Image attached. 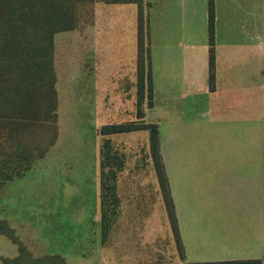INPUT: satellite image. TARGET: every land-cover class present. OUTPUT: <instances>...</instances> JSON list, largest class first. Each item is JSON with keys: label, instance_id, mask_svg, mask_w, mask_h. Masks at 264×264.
I'll return each mask as SVG.
<instances>
[{"label": "rangeland", "instance_id": "obj_1", "mask_svg": "<svg viewBox=\"0 0 264 264\" xmlns=\"http://www.w3.org/2000/svg\"><path fill=\"white\" fill-rule=\"evenodd\" d=\"M88 4L79 7L76 28L58 31L54 34V66L56 74L54 86L57 98L55 109L56 137L41 156L35 157L30 162L29 166L35 161L40 166L38 170L31 169L22 178L24 184L28 185L26 195L17 196V201L8 203L7 209L10 208L13 210L12 212L16 213V216H21L19 217L20 223H15L18 219L12 217L9 225L13 227L21 245L33 257L43 256L46 254L45 252H59L63 256L64 264H150L156 262H176L179 264L177 262L179 260L178 254H176L177 250L175 251L167 218L163 214L164 209L160 201L158 205L154 203L153 207V209H156L155 211H158L156 218L153 219L154 225L151 226L158 233V239L155 242H153L154 239L150 238L151 236H148L149 234L143 231L137 233V220L139 219H137V213L133 216L131 214L132 210H130L131 206H135V208L131 209L137 210V201L124 204V212L118 218V224L108 234V236H111L109 244H101L99 235L97 234L98 237L94 235V248L90 251L82 249L78 251L79 255L74 256L70 255L71 248L74 245L72 243L61 244L60 242L63 238L68 237L69 234L64 236L57 232V229L59 231L63 229L60 232H65V229L72 230L77 228V224L81 219L57 218L53 216V213L58 210L61 213H69L74 208H77V204L81 202L79 199H83L80 209L85 211V208L89 205L88 201L92 198L91 185L93 186L90 180L94 176L88 165L96 159V148H99L103 137L109 138L112 150L115 149L116 153L119 154L118 157L123 160L122 166L125 163H129L128 166L135 169L139 163L149 162L152 164L148 151L147 131L145 129L105 135L99 133L98 130L101 123L90 121L89 119H94V117L92 114L89 115L88 108L93 110V106L96 105L91 97L92 89L89 87L90 83L97 82V84H103L104 88H107L103 91H96L103 97L107 104L106 106H108L107 108L110 110L108 121L104 123L127 120L137 122L139 119L145 122L157 123L159 148L163 159L167 150L166 120H176L177 115H180L179 111L182 110L180 109L182 107L177 106H181L183 103L187 105L186 101L189 97H202V94L195 89L187 90L182 88L184 84H182L181 75L174 73V66L172 65L175 62V58L168 59L165 56L167 50L159 48L157 49L159 56L154 57L151 61L152 68L157 70V74L155 80L156 89L151 91L150 105L145 92L138 105H136L137 94L132 84L135 78V56L132 57L133 53L128 50L131 44L132 46L135 45V5L134 3L95 1L92 3L90 16L89 6H86ZM114 16L121 19L119 25H114L110 29L111 27L107 25L102 28L103 24L98 23L96 24V29L104 30L103 34L108 38V29L112 32L117 30V36L121 35L122 43L126 47L125 50L101 52L98 53L99 58H93L92 61L91 59L80 57L84 56L85 53L78 52L77 56L79 57H76L74 52H71L69 47L82 42V39L74 38L77 31L93 28L89 24L90 17L93 20H103ZM108 42L110 44L113 41L108 40ZM88 60L92 64L94 60V74L91 71H86V69L89 70L91 68ZM167 62L171 64L169 68H167ZM91 73L95 76H93V79H91ZM94 78L95 81H93ZM181 91H183V95H180ZM87 98L90 101H94L92 106H87ZM185 109L188 110V107L186 106ZM194 111H196V107ZM139 113L142 115L138 116L140 115ZM254 115V135L252 137L242 134L236 135L230 131H222L221 135L218 136L215 135L216 131L214 130L212 133L213 137L211 134L205 136V143H202V145L219 148H224L225 146L230 148H253L255 150L253 155L254 162L261 163L260 151L264 149V107L255 105ZM177 124L180 128L178 137L181 138L179 146L184 140V142L189 143L186 145L189 147L194 141L188 137L186 129L182 132L183 128H186L189 123L185 125L176 123V126ZM92 147L94 148L93 153ZM249 157L250 155L247 153L244 159L241 154H232L230 159H227L224 155L220 163L203 166L200 171L202 178L199 179L200 183L203 182L202 185L186 188L182 186V170L177 168L176 159L172 161L175 169L171 173V177L176 176V179H172L175 186L173 193L181 233L186 244V261L234 258L233 256H236V248L233 245L236 243L237 238L247 247V237L252 233L251 231L261 227V225L264 226V183L259 182L256 177L251 183L245 177L246 170L237 167L239 164L249 161ZM98 160L99 158H97ZM62 162L71 165V169L63 171L68 173V178H71L69 183H64L61 178L57 180L55 176L57 173L56 165L58 163L63 164ZM59 172H62V170ZM194 172L196 174L199 173L198 170ZM254 172L257 175L258 170L255 169ZM32 173L38 174L41 178L40 187L46 191L42 196L33 191L35 189H33L31 181ZM82 175L89 179L80 180ZM22 180L16 183H20ZM56 182L57 185L62 184L63 190L72 188L77 191L71 195V200L66 204L65 210L63 208L65 205L60 204L61 208H63L61 210L55 201V198H59V196L51 195L55 193ZM120 183L121 193L123 195L129 193L130 190L127 183L124 180ZM33 185H35V182ZM84 186L88 189V193H85V196L80 194L81 191L83 192L82 188ZM132 186V193L137 196V179L133 180ZM60 191L58 190V192ZM153 191L155 193L154 188L149 187L141 189L139 194L148 195L152 194ZM6 195L5 189L0 192L1 212L6 209L7 200H4ZM86 202L87 205L85 204ZM106 208L107 223L108 227H110L115 220L112 211L117 209V206L114 209L111 206ZM75 214L84 215L85 213L75 212ZM112 217L113 219L111 220ZM94 223H96L93 226L94 230L96 229L97 232L98 229L99 232L100 212ZM141 234H144L143 237L145 239L149 238L151 240L139 242L137 238ZM104 236L107 238V233ZM238 244L240 243L238 242ZM81 246L83 248L86 247V245ZM17 252V244L5 235L0 234V257H12Z\"/></svg>", "mask_w": 264, "mask_h": 264}, {"label": "crops", "instance_id": "obj_2", "mask_svg": "<svg viewBox=\"0 0 264 264\" xmlns=\"http://www.w3.org/2000/svg\"><path fill=\"white\" fill-rule=\"evenodd\" d=\"M95 1L98 0H94L86 5L89 6L90 16L92 3ZM208 1L209 0H142L141 2L145 26V41H147L149 47L151 91L156 89L155 80L157 74V70L152 68L151 61L154 57L159 56L157 49L162 48L167 50L165 56L168 59L175 58V62L172 65L174 66V73L181 75V81L182 84H184L182 88L187 90L195 89L202 94V97H189L186 101L187 105L183 103V105L177 106L182 107L180 108L182 110L179 111L180 115H177L176 120H166L167 150L164 158L165 161L161 154L184 253V258H178L179 260L177 262L179 264H183L186 261V244L181 233L180 221L173 193V188L175 186L172 179H176V176L171 177V173H173L175 169V166L172 163L173 160L176 159L178 163L177 168L182 170V186L186 188L203 184V182L200 183L199 179L202 178L200 171L204 165L220 163L224 155L227 159H230L232 154H241L244 159L245 154L247 153L250 155L249 161L239 164L237 167L246 170L245 177L249 179L251 183H253L255 177L259 182L264 183V149H261L260 151L261 163H255L253 156L255 150L253 148H230L228 146L219 148L202 145V143H205V136L211 134L213 137L212 133L214 130L216 131L215 135L218 136L221 135L222 131H230L236 135L242 134L251 137L254 135V107L255 105L258 107H264V0H211L213 7V78L211 83L208 78V53L210 47L207 33ZM104 3H134L135 5V45L132 46L131 44V47H129L128 50L133 53V55H131L132 57L135 56V78L132 84L134 85V89H136V15L138 5L135 2ZM90 19L89 24L93 26V28L77 31L74 38L79 40L82 39V42L78 45L69 47L76 57H79L77 56V53L81 52L85 53V55L80 57L91 59L92 61L93 58H99L98 53H104L108 50L119 51L126 49L125 44L122 43L123 40L121 35L117 36V30L113 32L110 30L114 25H119V22L121 21L120 18L114 16L103 20H93L91 17ZM77 23L74 28L77 27ZM98 23L103 24L102 28H105V25L111 27L107 31L109 38L103 34L104 30L101 31L96 29V24ZM108 40L113 42L109 44ZM102 56L105 57L104 54H102ZM91 61L88 60L91 68L89 66L90 69L88 68L89 70L86 69V71H91L94 74V60L93 64ZM170 66V62H167V68ZM93 74L91 75V79H93ZM93 81H95V78ZM95 83L92 82L89 86L92 89L91 97L96 103V105L93 106V110L88 108L89 115L92 114L94 117V119H89L90 121L93 120L94 122H100L103 124L108 121L110 110L107 108L108 106H106L107 104L103 97L96 91H103L107 88H104L103 84L100 85L97 84V82ZM94 90L95 92H93ZM180 93V95H183V91ZM88 98L87 106H92L94 101H90ZM186 106L188 107V110L185 109ZM195 107L196 111H194ZM176 123L184 125L189 123L188 126L182 130V132H184L186 129L188 137L194 141L189 147L186 146L189 143L184 142V140H182V144L179 146L181 138L178 137V130H180V128L178 124L176 126ZM93 151L94 148L92 147V153ZM96 154V159L88 165L89 169L92 170L91 173H93L94 177L90 180L93 184V186L91 185L90 190L92 198L88 201L89 205H87V202L85 203L87 205L85 211L80 209L83 199H79L81 202L77 204V208H74L69 213H61L60 210H58L59 212L56 211L53 213V216L57 218L81 219L77 224V228L72 230L65 229V232H60L63 229L60 231L57 229V232L64 236L69 234L68 237L63 238L60 241L61 244L72 243L74 246L71 248L70 255L74 256L79 255L78 251L82 249L90 251L94 248V235L97 237L99 235L101 244H109L111 236H108V234L111 232L112 228L118 224L119 221L117 220L124 212V204L131 201H137V210L131 209L135 208V206H131L130 208V210H132L131 214L134 216V214L137 213V219H139L137 220V233L143 231L149 234L148 236H151L150 238L152 240L154 239L153 242L157 241L158 233L152 229L151 226L154 225L153 219L156 218L158 211H155L156 209H153V207L154 203H157L158 205L159 201L161 204L162 199L153 166L149 162L139 163L135 169L129 167V163L124 164L116 177V195L117 202L119 203L115 210V220L111 226L108 227L109 229L107 228V238L101 235V227L99 232L98 229L97 232L96 229L94 230L93 226L96 224L94 221L100 212L99 160L97 161V158H99L98 147L96 148ZM35 162H33L29 168L24 170L21 175L13 176L11 179L5 181L0 188V192L5 189V193L7 194L6 198H4V200H7L6 209H3L2 212L0 211V218L6 219L8 224L12 217L18 219L15 223H20L19 217L21 216H16V213L12 212L13 210L10 208L7 209V207L8 203H11V201H17V196L26 195L28 192V185L24 184L22 178H24L27 172L31 169L38 170L40 164ZM58 164L56 165L57 173L55 174L57 180L61 178L64 183H69L71 178H68V173L63 171L71 169V165L66 162ZM255 169L258 170L257 175H255ZM60 170H62V172H59ZM196 170L199 171L198 174L194 172ZM31 177L32 186L33 189H35L33 191L37 192L40 196L44 195L46 191L40 187L41 178L35 173H32ZM88 179L89 178H85L83 175L80 178L82 181ZM135 179H137V196L132 193V184ZM20 180H22L20 183H16ZM123 180L127 183L130 190L129 193L124 195L121 193L120 186V182ZM34 182L35 185H33ZM22 184L24 185L22 186ZM55 184V195H51L59 196V198H55V201L61 210L63 208L65 210L66 204L71 200V195L77 191H74L72 188H66L63 190L62 184L57 185V182ZM149 187H153L155 193L153 191L152 194L148 195L139 194L141 189ZM58 190L61 191L58 192ZM82 190L83 192L81 191L80 194H84L85 196V193H88V189L84 186ZM60 204L65 205V207L61 208ZM162 208L164 209V206ZM75 212H84L85 214L76 215ZM163 214L166 216L165 210ZM251 232L252 233L247 237L248 248L239 241V238H237L236 243L233 245L236 248V256H233V259L259 258L261 264H264V226L261 225V227L255 228L254 231L252 230ZM143 235L144 234H141L140 237L137 238L139 242H142V240H147V242L151 240L149 238L145 239ZM240 239L244 240L243 238ZM238 242L240 244H238ZM81 245H86V247L83 248Z\"/></svg>", "mask_w": 264, "mask_h": 264}, {"label": "trees", "instance_id": "obj_3", "mask_svg": "<svg viewBox=\"0 0 264 264\" xmlns=\"http://www.w3.org/2000/svg\"><path fill=\"white\" fill-rule=\"evenodd\" d=\"M94 0H0V188L19 176L35 157L41 156L56 137V89L53 35L76 26L78 9ZM135 2L136 15V94L137 104L144 96L150 105L149 47L145 41L142 0H98ZM213 7L207 5L209 38L208 78H213ZM140 111V110H138ZM140 114V113H139ZM142 114L138 115L141 116ZM135 129L147 131L148 151L169 228L179 258H184L177 219L159 148L157 123L127 120L103 123L102 135ZM108 137L99 146V206L101 235L108 228L107 208L117 206L116 177L122 158L112 150ZM116 210V209H115ZM115 210L113 214L115 215ZM114 217V216H113ZM111 218V220L113 219ZM111 222V221H110ZM109 222V224H110ZM0 234L17 244L15 256H1L0 264H64L59 253L33 257L20 243L6 219L0 218ZM150 264H177L150 263ZM183 264H261L259 258L185 261Z\"/></svg>", "mask_w": 264, "mask_h": 264}]
</instances>
